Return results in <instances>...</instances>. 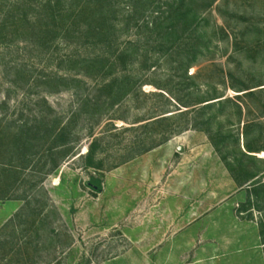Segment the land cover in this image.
I'll return each instance as SVG.
<instances>
[{
    "label": "rangeland",
    "instance_id": "374dc122",
    "mask_svg": "<svg viewBox=\"0 0 264 264\" xmlns=\"http://www.w3.org/2000/svg\"><path fill=\"white\" fill-rule=\"evenodd\" d=\"M23 1L0 0V264H264V0H184L178 38L154 21L183 0H109L103 43L44 40L49 0L1 32Z\"/></svg>",
    "mask_w": 264,
    "mask_h": 264
},
{
    "label": "trees",
    "instance_id": "16d2710c",
    "mask_svg": "<svg viewBox=\"0 0 264 264\" xmlns=\"http://www.w3.org/2000/svg\"><path fill=\"white\" fill-rule=\"evenodd\" d=\"M34 0H24L20 6L15 8H10L6 12V20L1 29V32H6L8 29H17L16 23L14 22L17 17V23L20 22L19 28L25 27V22L30 12H35L39 8H35L33 5ZM111 2L109 0H88L83 2V0H72L68 3L66 0H49L45 5L40 6L42 13L45 15L46 23L43 25V39L47 40L49 37L55 35V37H68L72 38L76 33V30L81 28V24L86 26V32L82 35L87 41L94 40L95 43L107 42L112 36V19L114 17L111 8L109 7ZM181 8L179 10H172L171 14L162 20L159 16L155 18V29H163L165 23L170 25L169 37L178 38V32L180 24H184L185 28L193 27L197 22L198 18L193 17L189 19L187 15H182L180 10L185 6V1H181ZM20 13V16H19ZM186 17V18H185ZM167 34V35H168ZM102 60L97 59L96 64L101 65ZM63 135H60V138ZM96 144V143H95ZM93 145L91 152L87 158V167L98 168L95 166L94 157L96 154V145ZM215 144V142H214ZM226 165L233 172V166L228 162L227 158H224ZM255 178V177H254ZM89 187L96 192H102V181L96 178H91L89 181Z\"/></svg>",
    "mask_w": 264,
    "mask_h": 264
}]
</instances>
